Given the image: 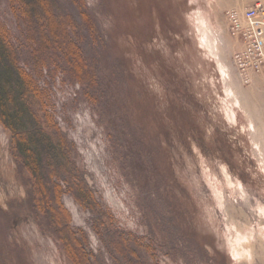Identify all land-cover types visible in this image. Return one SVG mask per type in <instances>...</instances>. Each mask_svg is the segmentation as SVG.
<instances>
[{"label": "rangeland", "instance_id": "rangeland-1", "mask_svg": "<svg viewBox=\"0 0 264 264\" xmlns=\"http://www.w3.org/2000/svg\"><path fill=\"white\" fill-rule=\"evenodd\" d=\"M256 1L56 0L92 20L74 37L98 73L93 91L54 65L35 69L21 2L0 0L37 87L27 110L53 120L55 155L114 227L150 244L147 264H264V78L239 75L227 18ZM29 112L17 130L37 124ZM12 149L0 122V264H72L30 208L32 177ZM61 200L89 251L113 264L95 216L72 194Z\"/></svg>", "mask_w": 264, "mask_h": 264}, {"label": "trees", "instance_id": "trees-1", "mask_svg": "<svg viewBox=\"0 0 264 264\" xmlns=\"http://www.w3.org/2000/svg\"><path fill=\"white\" fill-rule=\"evenodd\" d=\"M19 1L28 24L32 55L37 59L33 60L34 68L54 65L96 91L98 73L87 62L79 39L74 37L83 34L85 23L89 30L94 29L89 15L83 14V24L72 14L61 12L56 0ZM19 58L7 28L0 22V122L11 135L13 157L32 177L30 208L46 224L44 228L53 232L72 264L105 263L89 251L87 234L72 228L70 215L61 202L65 193L72 194L82 208L95 216V231L108 244L113 264H147L141 251L149 252L150 244L145 245L140 238L114 227L113 217L102 209L84 177L71 164L60 163L55 155L53 120L47 113L40 117L37 113L32 115L35 111L27 110L37 95V87L19 67ZM26 111L37 124L29 131L17 130L13 123L22 124Z\"/></svg>", "mask_w": 264, "mask_h": 264}, {"label": "built area", "instance_id": "built-area-1", "mask_svg": "<svg viewBox=\"0 0 264 264\" xmlns=\"http://www.w3.org/2000/svg\"><path fill=\"white\" fill-rule=\"evenodd\" d=\"M229 31L242 48L235 54L236 69L245 83L254 75L264 78V0L242 11L227 13Z\"/></svg>", "mask_w": 264, "mask_h": 264}]
</instances>
